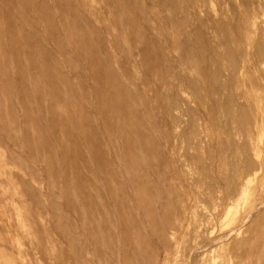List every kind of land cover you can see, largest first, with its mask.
<instances>
[{"label":"rangeland","instance_id":"rangeland-1","mask_svg":"<svg viewBox=\"0 0 264 264\" xmlns=\"http://www.w3.org/2000/svg\"><path fill=\"white\" fill-rule=\"evenodd\" d=\"M263 206L264 0H0V264H264Z\"/></svg>","mask_w":264,"mask_h":264},{"label":"bare ground","instance_id":"bare-ground-1","mask_svg":"<svg viewBox=\"0 0 264 264\" xmlns=\"http://www.w3.org/2000/svg\"><path fill=\"white\" fill-rule=\"evenodd\" d=\"M138 185H139V183H138ZM261 205H262V204L257 205L256 209L259 210L260 207L262 208ZM263 207H264V206H263ZM256 209H255L254 211H257ZM254 213H255V212H254ZM250 216H251V214L248 215L247 217H245V222H244V221H243V222L246 223V221L249 220ZM252 216H253V215H252ZM262 220H264V218H263ZM241 224H242V223H241ZM241 224H240V225H241ZM240 227H241V226H240ZM240 227H239V228H240ZM242 227H243V226H242ZM239 228H238L237 230H239ZM236 232H237V231H236ZM233 233H235V232H233ZM233 233H232V234H233ZM227 234H229V233H227ZM232 236H233V235H232ZM223 237H224V236H223ZM225 237H226V235H225ZM230 237H231V236H230ZM222 239H223V238H222ZM222 239H221V240H222ZM223 240H224V239H223ZM223 240H222V242H223ZM225 240H226V238H225ZM218 241H219V240H218ZM214 243H215V242H214ZM216 243H218V242L216 241ZM247 243H248V242H247ZM204 246H205V245H204ZM208 246H210V245H208ZM207 248H208V247H207ZM212 248H213V247H212ZM210 249H211V248H210ZM201 250H203V249H201ZM203 251H205V250H203ZM196 254H197V253H196ZM237 254H238V253H237ZM196 257H197V256H196ZM188 263H189V262H188ZM242 264H243V263H242Z\"/></svg>","mask_w":264,"mask_h":264},{"label":"crops","instance_id":"crops-1","mask_svg":"<svg viewBox=\"0 0 264 264\" xmlns=\"http://www.w3.org/2000/svg\"><path fill=\"white\" fill-rule=\"evenodd\" d=\"M12 263H15V261H12Z\"/></svg>","mask_w":264,"mask_h":264}]
</instances>
